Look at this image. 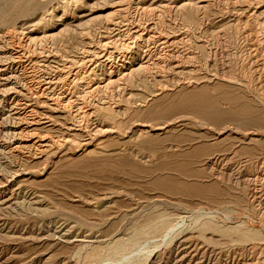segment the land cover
I'll use <instances>...</instances> for the list:
<instances>
[{
    "label": "rangeland",
    "instance_id": "1",
    "mask_svg": "<svg viewBox=\"0 0 264 264\" xmlns=\"http://www.w3.org/2000/svg\"><path fill=\"white\" fill-rule=\"evenodd\" d=\"M203 1L0 0V264H81L98 246L102 260L160 212L194 226L211 189L225 199L203 205L215 228L128 251H150L140 264L264 257V142L235 131L216 145L190 117L194 100L229 94L216 74L242 83L240 101L264 85V58L236 32L264 0Z\"/></svg>",
    "mask_w": 264,
    "mask_h": 264
},
{
    "label": "bare ground",
    "instance_id": "2",
    "mask_svg": "<svg viewBox=\"0 0 264 264\" xmlns=\"http://www.w3.org/2000/svg\"><path fill=\"white\" fill-rule=\"evenodd\" d=\"M207 1L208 0H204L203 2ZM242 17H244V15H242ZM242 17L237 21L238 25H240L239 23H242ZM243 19L246 20L245 23L247 26L244 29L237 28V35L241 36L248 34L247 37L255 41L257 47L255 53L264 58V5L256 7L251 15H246ZM248 57L251 60L254 55L249 53ZM260 67L262 68L260 75L264 77V63ZM254 68H257V66ZM215 78L218 81L220 80L221 82L228 83L230 86L229 89H231L229 90V94L221 95L218 93L208 101H205L204 99L194 100L192 102L194 111L190 113V117L193 116L194 118L199 119L202 125H209L215 128V132L212 136L207 137V140H213L214 143L218 145L227 139H232L235 131H237L243 134L241 140L243 144H257L264 142L263 83L262 88L256 91V93H252L250 90L251 87L248 86L246 89L250 90L249 96L246 95L245 99L242 97V101H240L239 96H232H235L234 90L241 82L217 74ZM195 84H197V82ZM259 134H262V137L258 136ZM165 170L168 169L165 168ZM159 180H161V178H158L157 181ZM171 186H169L168 189L174 190ZM175 191L178 192L177 190ZM222 196L223 195H220L219 193L213 192L212 189L211 191L206 192L202 199L205 204H198L197 208L194 210L192 216L194 226L190 228L186 226L183 217L181 218L175 214L160 212L155 217L146 219L140 226H137L133 231L134 236H126L121 239L111 240L106 247L105 256H103L104 258L102 260H100L102 257L100 246L96 248L88 247L90 250L86 251L84 261H82L81 264H109L108 261L122 254H124L122 256L123 258L113 264H140L144 259L150 260V251L148 252L149 255H147L148 253L144 254V252H137L136 255H134L132 252L128 251L134 244V241L139 240L138 237L144 236L146 238L157 235V237L162 238V243L165 245L177 241L184 233H187L186 231H205L215 228L216 217L212 212H206L203 205H223L225 199ZM240 225L248 230L254 231L249 228L246 221H241ZM152 252L151 255H153ZM99 256L101 257L98 258ZM249 262H251V260ZM252 264H264V257L256 262L252 261Z\"/></svg>",
    "mask_w": 264,
    "mask_h": 264
}]
</instances>
